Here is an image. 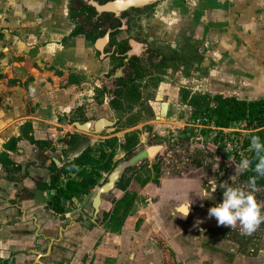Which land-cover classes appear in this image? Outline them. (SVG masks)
Segmentation results:
<instances>
[{"label":"rangeland","instance_id":"1","mask_svg":"<svg viewBox=\"0 0 264 264\" xmlns=\"http://www.w3.org/2000/svg\"><path fill=\"white\" fill-rule=\"evenodd\" d=\"M70 3L71 0H0V84L27 90L28 111L31 112L35 106L33 92H60L56 95L63 102L60 105L63 114H49L46 98H38L37 105L45 115L53 118L50 132L55 134L53 139L58 143L67 145L64 152L68 156L87 146L99 147V143L108 138L122 139L126 132L138 134L137 151L147 150L149 153V149L156 146L155 156L148 155L134 166L138 167L139 180L130 183L127 197L131 199L137 196L142 187L140 181L146 177L151 190L162 187L163 183L181 188L190 180L199 179L202 169L209 170L206 167L218 153L214 137L210 135L212 131L196 125L204 116L190 117L191 110L180 101L179 90L185 88L210 94L218 90L212 72L214 61L227 59L229 43L241 41L234 39L240 35L228 34L229 26L236 25L241 18L260 17L258 11L264 8V1L150 0L130 6L120 13L121 26L116 34L109 33L104 48V52L109 53L107 59L99 58L94 44L84 38L71 40L67 36L73 28L69 19ZM81 21V18L76 19V25H81ZM112 43L128 45L126 54L132 52L139 57L145 70L139 80L138 105L123 101L118 110L111 106L108 94L95 89L111 84L110 77L122 75L123 66L118 65L119 57L112 54L115 48ZM74 67L78 70L74 71ZM73 94L76 97L74 103L71 102ZM82 94L88 95L83 101ZM80 100L82 104L73 109ZM162 102L168 103L167 113L162 119H156ZM83 118L85 121L106 118L115 123L99 133L75 130L73 122H81ZM235 128L240 131L242 124L235 125ZM122 157L123 153L118 150L115 159L121 158L119 162L128 159ZM125 171L127 175L133 172L130 167H126L123 173ZM217 173L216 183L233 182L234 187L250 190L234 172L233 181L232 177L227 180L230 171L224 166L218 164ZM209 187L206 184L204 188ZM104 197L113 199L110 193ZM254 198L260 206L264 193L256 190ZM260 210L264 213L263 207ZM223 228L232 231L231 238L239 239L242 244L244 236L239 232V223L236 228L225 225ZM262 234L264 222L251 232L255 241ZM246 244L247 241L242 247Z\"/></svg>","mask_w":264,"mask_h":264},{"label":"crops","instance_id":"2","mask_svg":"<svg viewBox=\"0 0 264 264\" xmlns=\"http://www.w3.org/2000/svg\"><path fill=\"white\" fill-rule=\"evenodd\" d=\"M258 14L261 16L241 18L236 25L229 26L228 34L240 35L234 39L241 41L234 42L233 47L229 43L227 59H215L212 69L218 88L215 93L243 100L264 99V8ZM106 45L100 51L94 42L99 58H108L109 53L104 52ZM52 92L55 94L33 92L35 106L31 112L27 90L0 84V157L21 166L15 170L0 160V264H264V234L255 241L251 233L243 234L239 228L244 236L242 244L247 241L246 247H242L239 239L231 238L232 231L224 230V225L208 215V209L220 202L222 191L216 189L209 199L200 197L208 180L215 181L218 175L214 158L206 167L209 170L203 168L200 172V180L196 177L181 188L163 183L151 190L149 182L143 185L132 199L130 214L121 226L104 218L103 212L110 215L114 200L126 195L130 185L126 191L115 186L116 195L111 200L104 197L110 191L102 194L95 209L93 198L101 180L107 177L105 174L90 193L67 196L63 212L50 209L53 190L43 187L44 183L50 184L49 166L54 162L60 168L66 159L74 158L84 149L68 156L64 152L67 145L53 139L55 134L50 132L53 118L37 105L38 98H46L49 114H63L60 92ZM85 96L88 95H81L82 101ZM71 99L73 103L76 101L74 94ZM28 137L49 141V148L40 150ZM11 139H15L13 147L8 143ZM149 151L148 155L153 157L158 148L154 146ZM233 172L238 177L236 168L226 175L227 180ZM65 182V178L60 179L61 184ZM260 189L264 191V187ZM189 201L190 211L184 216L181 205ZM260 207L264 209V198Z\"/></svg>","mask_w":264,"mask_h":264},{"label":"trees","instance_id":"3","mask_svg":"<svg viewBox=\"0 0 264 264\" xmlns=\"http://www.w3.org/2000/svg\"><path fill=\"white\" fill-rule=\"evenodd\" d=\"M90 0H71L69 7V19L73 22V28L70 36L81 35L91 44L102 37L108 29H111V35L114 36L121 26V16H115L110 12L98 13L96 9L89 4ZM99 4H104L111 0H94ZM81 18V25H76L75 20ZM75 22V23H74ZM115 45L112 54L119 57V66H122L123 60L126 58L128 45L121 46L119 43ZM144 68L141 66L139 57L131 55L126 61L123 75L110 78V87L99 92L108 93L111 96L110 104L115 109L121 108L123 101L130 104L138 105L140 99L139 80L143 78ZM159 79H156L158 81ZM180 101L188 106L191 110L190 117L195 119L204 116L213 121L217 127L228 128L238 122H245V129L250 130L245 138V146L250 147V139L252 136H259L264 141V99L243 100L235 96H227L219 93L210 94L207 92H191L188 89L181 88L179 90ZM152 114V111H150ZM29 141L36 144L41 150L49 148V141H36L32 137H28ZM13 147L15 139L9 140ZM139 136L136 132H126L122 139L117 137L108 138L99 143V147L87 146L77 156L70 160H65L60 168H57L54 162L49 166L51 172L50 184H43L44 188L53 190V195L48 203L49 208L54 212H63V201L69 195L88 194L96 186L104 174L108 175L117 163L121 160L115 159L117 151L123 153V159L131 157L138 149ZM44 148V149H43ZM244 159H249L250 166L248 169L240 168L238 170V180L249 185V178L255 176L253 171L256 157L251 148L245 157L237 158L240 166ZM6 166L12 165L15 170H20V165H15L8 159H2ZM238 166V167H239ZM132 173L127 175L126 171L121 175L116 183L118 190L126 191L131 181L137 180L139 177L138 167H130ZM234 170L237 168L233 167ZM65 178L64 184L60 183V179ZM139 180V179H138ZM148 178L140 181V186L146 184ZM40 186V183H39ZM264 187V177L256 180L255 190H261ZM263 192L264 191H260ZM114 208L109 215L104 213V218L108 217L116 226H121L125 218L130 214L133 205L132 199L124 195L120 200H114Z\"/></svg>","mask_w":264,"mask_h":264},{"label":"clouds","instance_id":"4","mask_svg":"<svg viewBox=\"0 0 264 264\" xmlns=\"http://www.w3.org/2000/svg\"><path fill=\"white\" fill-rule=\"evenodd\" d=\"M250 148L256 157V162L253 168L256 174L249 178L250 190H245L241 187H234L233 182L216 183L214 180L209 179L208 185L210 186L200 196L202 199H209L217 188L223 190L222 201L215 206L208 209V215L214 217L220 225L234 227L239 223L243 234H250L255 228L264 222V213L261 212L260 206L254 198L256 188V180L264 177V141L259 136H252L250 139ZM249 159H244L241 162V168L248 169L250 166ZM232 181L234 177L231 178ZM184 211V216H187L190 211V201L181 205Z\"/></svg>","mask_w":264,"mask_h":264},{"label":"water","instance_id":"5","mask_svg":"<svg viewBox=\"0 0 264 264\" xmlns=\"http://www.w3.org/2000/svg\"><path fill=\"white\" fill-rule=\"evenodd\" d=\"M150 0H111L104 4H99L94 0H90L89 4L92 5L98 13L101 12H110L113 13L115 16H120V13L127 9L130 6L134 5H142ZM111 29H108L106 33L98 38L95 41V46L98 50H102V47L105 43L108 42L109 33ZM134 55L132 52H128L126 54L125 62L127 61L128 57ZM121 73V70L117 72V75ZM118 77V76H117ZM168 103L162 102L160 107V114L156 117V119H162L165 117L167 113ZM115 122L112 120H108L106 118H99L94 121H85V122H73V127L81 132H92V133H99L105 127L113 125ZM150 152V151H149ZM147 150H139L135 152L131 157H129L125 161L118 162L114 169L107 175L105 179L101 180V185L96 190V194L93 198V205L95 209H98L100 203V197L102 194L107 193L114 189L116 183L120 179L123 171L126 167H133L136 166L140 161L144 160L148 156ZM55 162H57L55 160Z\"/></svg>","mask_w":264,"mask_h":264},{"label":"built area","instance_id":"6","mask_svg":"<svg viewBox=\"0 0 264 264\" xmlns=\"http://www.w3.org/2000/svg\"><path fill=\"white\" fill-rule=\"evenodd\" d=\"M197 122V127H205L212 131L210 135L214 137L216 152L232 166L238 167L237 158L245 157L250 148L244 145L245 138L250 132L244 128L245 122H238L228 128L215 126L213 121L207 117H202ZM237 124H242L240 131L235 128Z\"/></svg>","mask_w":264,"mask_h":264},{"label":"flooded vegetation","instance_id":"7","mask_svg":"<svg viewBox=\"0 0 264 264\" xmlns=\"http://www.w3.org/2000/svg\"><path fill=\"white\" fill-rule=\"evenodd\" d=\"M136 56V55H135ZM124 64L122 65L123 66V69L125 68V65H126V62H123ZM123 69H122V75H123ZM122 75H120V76H122ZM105 78V77H104ZM106 78L107 79H109V76H106ZM111 78V77H110ZM110 80L111 79H109V83H110ZM110 85L111 84H103V87L102 88H99L100 90H102V89H106V90H108L109 89V87H110ZM105 94H108V93H105ZM109 95V94H108ZM110 96V95H109ZM111 97V96H110ZM160 114V113H159ZM158 114V115H159ZM158 115H156V117L158 116ZM85 121V120H84ZM84 121H82V122H84ZM215 160H216V162L219 164V166H224L228 171H235L234 170V166H232L230 163H228L222 156H220L219 154L217 155H214V157H213ZM111 195H114L113 196V198L115 197V195H116V193H114V189L112 190V191H110L109 192Z\"/></svg>","mask_w":264,"mask_h":264}]
</instances>
